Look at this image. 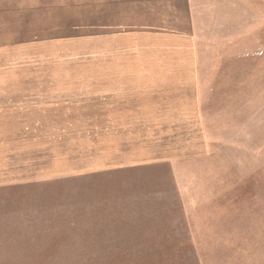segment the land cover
<instances>
[{"label": "rangeland", "instance_id": "1", "mask_svg": "<svg viewBox=\"0 0 264 264\" xmlns=\"http://www.w3.org/2000/svg\"><path fill=\"white\" fill-rule=\"evenodd\" d=\"M49 1L44 30L0 0V47L15 45L0 58V264H264V0H193L203 44L233 51L206 132L175 134L116 133L103 92L118 86L90 67L115 30L90 28L86 0Z\"/></svg>", "mask_w": 264, "mask_h": 264}, {"label": "crops", "instance_id": "2", "mask_svg": "<svg viewBox=\"0 0 264 264\" xmlns=\"http://www.w3.org/2000/svg\"><path fill=\"white\" fill-rule=\"evenodd\" d=\"M8 2L14 11L29 12L30 20L44 21V30L49 20L47 14L57 12L49 0ZM192 3L193 0H86L90 28L115 30L104 34L103 41L105 48L111 42L115 46L105 49L111 56L104 61V68L117 71L105 76L104 84L117 85L119 89H109L110 97H104V116L112 128H118L116 133L138 132L139 127H144L141 132L159 134L194 133L202 129L203 102L209 99L212 83H218L214 81L223 69L219 56L233 50L228 51L222 44L210 45L214 50L204 45ZM209 74L215 79L209 80ZM141 117L145 118L141 122L129 120ZM124 126L129 128L123 129ZM31 127L17 120L9 132L28 133ZM202 131L206 132L205 127ZM160 160L156 163L166 167L174 163L171 157ZM138 167L143 166H131ZM26 182L29 184V180Z\"/></svg>", "mask_w": 264, "mask_h": 264}, {"label": "bare ground", "instance_id": "3", "mask_svg": "<svg viewBox=\"0 0 264 264\" xmlns=\"http://www.w3.org/2000/svg\"><path fill=\"white\" fill-rule=\"evenodd\" d=\"M16 41H14L13 43H15ZM102 45H104V44L102 43ZM14 46L15 45H12V46H9V47L0 49V58H2L3 56H5V55H7V54H9L11 52H13V50H15L14 49ZM104 61L105 60H101V61H90V67H96V68L102 67L103 68V77H102V80H100V81L97 82L98 84H101L102 82L104 83L106 81L105 76L109 77L110 74H112L113 72L117 71V70H114L113 68H109V67L107 69H105L104 68ZM6 68H7V65L6 64H0V69H6ZM90 79L91 78H89L88 81ZM12 81H16V84L17 85L30 84L31 81H34L35 84L44 85V84H46V82L48 84V81H54V83H55L57 81V79L44 78V79L40 80V78H29V77L23 76V77L12 78ZM40 81H42V83ZM107 81H109V79H107ZM50 84H52V83H50ZM103 96L104 97H110V92H105L104 91L103 92ZM200 122H202L201 118H200ZM176 184H177V182H176Z\"/></svg>", "mask_w": 264, "mask_h": 264}]
</instances>
